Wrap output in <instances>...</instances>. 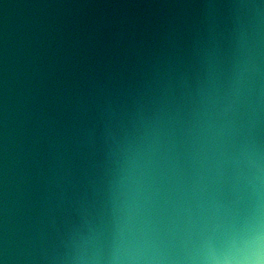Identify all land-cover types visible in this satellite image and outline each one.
<instances>
[{
  "label": "water",
  "instance_id": "95a60500",
  "mask_svg": "<svg viewBox=\"0 0 264 264\" xmlns=\"http://www.w3.org/2000/svg\"><path fill=\"white\" fill-rule=\"evenodd\" d=\"M0 264H264V0H0Z\"/></svg>",
  "mask_w": 264,
  "mask_h": 264
}]
</instances>
